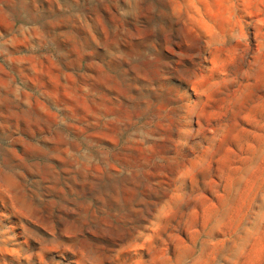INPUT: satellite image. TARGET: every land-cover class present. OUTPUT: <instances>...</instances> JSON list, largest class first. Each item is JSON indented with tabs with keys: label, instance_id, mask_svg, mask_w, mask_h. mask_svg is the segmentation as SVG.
Returning <instances> with one entry per match:
<instances>
[{
	"label": "rangeland",
	"instance_id": "1",
	"mask_svg": "<svg viewBox=\"0 0 264 264\" xmlns=\"http://www.w3.org/2000/svg\"><path fill=\"white\" fill-rule=\"evenodd\" d=\"M0 264H264V0H0Z\"/></svg>",
	"mask_w": 264,
	"mask_h": 264
}]
</instances>
